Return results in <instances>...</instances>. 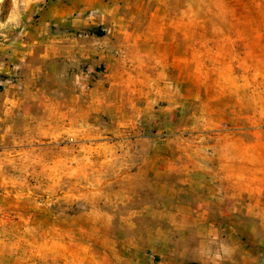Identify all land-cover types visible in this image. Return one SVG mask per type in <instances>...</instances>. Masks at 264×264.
Returning a JSON list of instances; mask_svg holds the SVG:
<instances>
[{
  "label": "rangeland",
  "instance_id": "1",
  "mask_svg": "<svg viewBox=\"0 0 264 264\" xmlns=\"http://www.w3.org/2000/svg\"><path fill=\"white\" fill-rule=\"evenodd\" d=\"M46 3L58 55L0 112V242L20 264H162L177 214L264 209V0ZM12 5L39 26L0 0V38L36 36L5 26Z\"/></svg>",
  "mask_w": 264,
  "mask_h": 264
},
{
  "label": "crops",
  "instance_id": "2",
  "mask_svg": "<svg viewBox=\"0 0 264 264\" xmlns=\"http://www.w3.org/2000/svg\"><path fill=\"white\" fill-rule=\"evenodd\" d=\"M27 4L40 12L39 22L36 20L39 26L27 25V16L20 14L21 6L18 5L11 6L5 26L33 27L37 35L13 38L1 32L4 38H0V112L26 102L17 94L19 90H25L24 77L41 71L40 67H36V61L42 63L58 55L59 48L53 55L54 41L47 31L53 20L52 6H47L46 0H27ZM56 6H60L63 12L55 15L60 20L67 13V7H62L60 2ZM31 19L28 18V21ZM121 23L124 21L115 20V26L120 27ZM109 51L112 50L107 47L101 53L109 57ZM199 208L194 205L187 214L174 215L175 223L171 228L174 231H171L170 240L172 247L169 251L161 252L165 255L162 256V264H264V209L259 207L249 213L238 210L215 213L208 210V206L203 211ZM179 244L188 246L181 247ZM13 248L8 243L0 242V264H20Z\"/></svg>",
  "mask_w": 264,
  "mask_h": 264
}]
</instances>
